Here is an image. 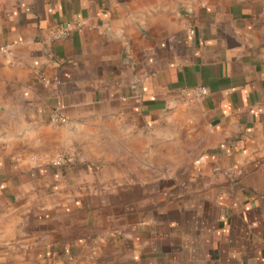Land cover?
<instances>
[{
  "label": "crops",
  "instance_id": "1",
  "mask_svg": "<svg viewBox=\"0 0 264 264\" xmlns=\"http://www.w3.org/2000/svg\"><path fill=\"white\" fill-rule=\"evenodd\" d=\"M0 45V264H264V0H0Z\"/></svg>",
  "mask_w": 264,
  "mask_h": 264
},
{
  "label": "rangeland",
  "instance_id": "2",
  "mask_svg": "<svg viewBox=\"0 0 264 264\" xmlns=\"http://www.w3.org/2000/svg\"><path fill=\"white\" fill-rule=\"evenodd\" d=\"M178 128L174 126L173 123H159L156 125H152L151 128H149V131L152 133V138H151V158H150V162H151V174H152V179L153 180H158L163 179V168H167V165L170 163L175 162L176 160V156L174 151H169V149L167 148V144H166V139H164L165 134L168 131H175ZM142 141V140H141ZM142 146V144H141ZM142 151V149H141ZM184 154L183 156L180 157V161L187 163L188 161H190V155H186V149L184 150ZM59 153V152H58ZM141 153V152H139ZM72 155V154H70ZM74 156V155H72ZM75 157V156H74ZM136 163H142L144 162V156L141 155H136ZM123 159L120 160H124V163L127 165L128 162H131V156L128 157L123 156ZM130 160V161H129ZM189 172H186L184 170V173L181 175H186Z\"/></svg>",
  "mask_w": 264,
  "mask_h": 264
},
{
  "label": "built area",
  "instance_id": "3",
  "mask_svg": "<svg viewBox=\"0 0 264 264\" xmlns=\"http://www.w3.org/2000/svg\"><path fill=\"white\" fill-rule=\"evenodd\" d=\"M77 26L78 27L81 26V23H78ZM74 29H75V26L72 24L66 25V26L56 27L52 31V37L55 40L65 39L71 35V33L73 32ZM9 51H10V48L8 45H0V54L6 53ZM43 81L46 83L52 82V80L46 76L43 77ZM55 81L59 82V80H55ZM193 93L196 96H203V95H206L208 93V90L206 87H199V88H196ZM54 119L56 121H61V122H64L66 120L63 116H61L59 114H55ZM75 161H76V158L74 156H72L68 153H65V152H59L53 158L52 163L54 166L62 167V166L72 165L75 163Z\"/></svg>",
  "mask_w": 264,
  "mask_h": 264
}]
</instances>
